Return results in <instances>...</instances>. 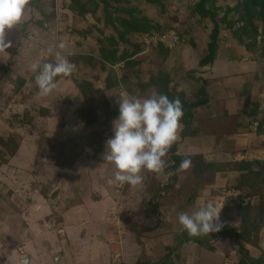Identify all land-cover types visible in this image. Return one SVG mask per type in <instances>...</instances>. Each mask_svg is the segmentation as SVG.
<instances>
[{
	"label": "rangeland",
	"instance_id": "obj_1",
	"mask_svg": "<svg viewBox=\"0 0 264 264\" xmlns=\"http://www.w3.org/2000/svg\"><path fill=\"white\" fill-rule=\"evenodd\" d=\"M200 1L30 0L25 19L8 33L13 44L9 55H0V264H81L87 254L97 253L90 235L82 238L86 227L95 230L94 240L108 251L100 249L111 264L154 263L164 257L167 246L176 244V236L164 237L175 235V228L183 231L179 215L192 214L209 202L222 208L223 227L202 236L207 247L196 245L200 255L188 257L186 252L183 263L200 264L202 258L216 264L215 256L201 257L206 249L211 255L219 250L226 264H240L244 247L253 261L264 264V226L253 228L264 196H250V187L240 189L237 171L243 161H264V135L257 134V123L248 115L253 103L260 104V111L264 108V35L261 28L256 45L248 47L254 43L251 38L242 45L238 35L222 31L214 64L201 68L213 25L198 16ZM240 1L211 0L208 7L234 19L232 10ZM161 40L173 47L158 45ZM61 41L76 71L58 76L56 89L40 96L30 66L35 61L54 63ZM110 55L125 60L111 63ZM216 70L231 77L210 79ZM199 79L209 83L203 87ZM202 87L213 104L226 98L238 103L239 112H230L236 124L221 121L216 130L204 129L217 134L218 144L209 152L233 149L207 159L225 168L204 180L192 162L188 170L177 171L180 163L172 160L171 148L164 174L144 171L143 186L135 189L110 183L116 169L103 153L113 135L115 119L109 113L119 116V97L127 93L143 99L167 88L173 97L192 102ZM180 149L179 154L185 153ZM11 151L15 156L10 157ZM160 188L167 192L155 201ZM103 195L107 204L98 203ZM160 206L165 207L163 213ZM78 210L76 218L86 227L71 238ZM140 213L146 220L135 218ZM104 214L103 221L90 218ZM103 227L109 229L108 238ZM221 232L233 236L221 237ZM34 238L39 240L34 243ZM137 248L141 254L131 263L135 257L130 254Z\"/></svg>",
	"mask_w": 264,
	"mask_h": 264
},
{
	"label": "clouds",
	"instance_id": "obj_2",
	"mask_svg": "<svg viewBox=\"0 0 264 264\" xmlns=\"http://www.w3.org/2000/svg\"><path fill=\"white\" fill-rule=\"evenodd\" d=\"M29 4L30 0H0V55H9L8 50L13 44L7 39L8 33L23 22ZM56 47L59 50L55 52L54 63L41 65L35 61L30 66L40 96L46 97L56 89L58 76L70 77L76 71V65L63 54L67 44L61 41ZM118 111V118L112 122L113 135L105 143L103 157L116 169L110 183L120 187L127 184L135 189L143 186L144 171L164 174L165 157L180 139L183 129V105L178 97L170 100L156 91L143 99L125 93L119 97ZM190 167L191 160L184 159L177 171H186ZM221 210L209 202L192 214L181 213L178 222L190 237L210 236L223 227Z\"/></svg>",
	"mask_w": 264,
	"mask_h": 264
},
{
	"label": "trees",
	"instance_id": "obj_3",
	"mask_svg": "<svg viewBox=\"0 0 264 264\" xmlns=\"http://www.w3.org/2000/svg\"><path fill=\"white\" fill-rule=\"evenodd\" d=\"M211 0H201L200 3L197 6V14L201 19L208 20L212 23L213 27L211 30V33L209 34L210 43L208 45V54L205 55L200 63L199 66L201 68L210 66L214 64L216 55L219 48V38L222 33V31H226L229 33V35H238L240 42H242V45H245V38H251L254 43L248 44V47H253V45H256L258 42L259 37V31L262 28V35H264V0H241L239 5H237L232 12L237 16L236 18L229 19L228 16L222 18L218 11L211 9L208 7V4ZM125 22V21H124ZM127 23V22H125ZM264 41H262L263 43ZM160 46H164L162 43H158ZM138 49L140 47H137ZM261 57H264V45L261 47ZM125 57H121L118 59L116 55H110L109 62L116 63L119 61H124ZM203 83V87L207 86L209 83L205 79H199ZM163 84V83H162ZM200 88L196 94L194 95V101H185L180 100L183 105V111L184 116L181 120V123L183 125V131L182 136L186 137L187 133H189L190 126L192 122L194 121V116L196 113V110L202 106H205L208 103V96L206 95L207 91ZM157 93L164 94L168 96L170 100H173L175 97H173L172 93H169L167 91V88L165 90H159ZM264 107V105H263ZM261 110V106L259 103H253V109L249 110L248 115L250 117L251 122L257 123L256 132L259 135H264V108L263 111ZM260 112L262 113L261 118L259 117ZM109 113V110H108ZM110 119H117L118 115L110 112ZM264 145V142H263ZM176 146L172 147V160L175 164L181 163L182 160L185 159V157H179L178 155H175L176 153ZM16 152L11 151L10 157L15 156ZM236 156V155H234ZM61 161L65 158L64 155H61ZM189 159V158H186ZM193 167L196 168L195 174H197L198 178H203V176L210 175L211 172L217 171L221 172L223 168H225L224 164H208L201 158H190ZM257 169V171L255 170ZM237 171L241 173L240 177V183L239 187L240 189H244L247 187H250L251 195L250 196H264V161H257V160H250V161H243L237 165ZM199 172V174L197 173ZM258 183V185H257ZM262 183V185H260ZM167 192L166 189L160 188L158 189L155 194L153 195V198L155 201H158V199L161 198L164 192ZM165 194V193H164ZM260 225L264 226V202H261L258 210V214L255 219V223L253 225V228H257ZM219 236L226 237L231 239L232 234L231 233H219ZM240 238L243 239V236H240ZM207 240L200 239V237H190L186 231H181L179 234V239L177 244L174 246H168L166 249V255L161 260H157L154 263H146V264H170V261L174 256H176V253L178 252V249H180L184 244H198L201 247H207L208 243L205 242ZM244 253V257L241 258L240 264H261L256 263V261H253V259L249 256L248 251L242 247L240 249ZM143 264V263H138ZM145 264V263H144Z\"/></svg>",
	"mask_w": 264,
	"mask_h": 264
},
{
	"label": "crops",
	"instance_id": "obj_4",
	"mask_svg": "<svg viewBox=\"0 0 264 264\" xmlns=\"http://www.w3.org/2000/svg\"><path fill=\"white\" fill-rule=\"evenodd\" d=\"M214 74L215 75L214 76H211L210 79H216V80H218V79H220V80L227 79L228 80V78L231 77L229 74L228 75L227 74L224 75V74H222L220 72H217V70L214 71ZM210 101H209V98H208V103L205 106H202V107H200V108H198L196 110V113H195V116H194V121L192 122V124L190 126L189 133H187V136L186 137H183L182 136V131L183 130L181 131V133H180L181 134L180 135L181 138L179 139V143H178V141L176 143L177 144V147L175 149L176 150L175 155H178L179 157H185V159L186 158H189L190 159V158H192L191 156H193L194 158H201V159H203L208 164H216L214 162L208 161L207 159H209V158L212 159L214 157H217L219 154H222L224 152L226 153L227 151L229 152L230 150H233V149H229V150L226 149V151L219 152L218 154L217 153H214V152H209V151H213L214 150V148H212V146L218 144V143H216L217 142L216 141L217 140L216 139L217 134L214 131H213L214 133L213 132L204 131V129L208 128V129L216 130L219 127V123L222 124L223 121H226V122L228 121L231 124H233V123L236 124L235 120L233 119L234 116H232V114L233 113L237 114L239 112V108L237 107L238 106V103H237L236 100H234L232 98H230V99L229 98H226L225 102H222V104H220V102H216V103L213 104V101H211V102ZM202 113H205V115L202 114ZM227 114H228V117H230V118H227ZM201 115H202V119L203 120L202 119L201 120H198L197 117H200ZM179 147H181L180 150H185V153L179 154L178 153ZM182 147H183V149H182ZM207 154H211V155L206 156ZM238 156H240V154ZM171 157H173L172 156V152H171ZM213 173H218V172L217 171H213L210 174H213ZM106 200L107 199H106L105 195H103V196L100 197L98 203L105 202L107 204V201ZM109 207H110V204L108 205V208ZM163 208H165V207L160 206V212H162V213H163ZM110 209H111V207H110ZM81 211L82 210H78L77 211L78 213L76 211H75V214L73 213L74 214L73 215L74 216L73 217L74 220L77 219L76 221H78V222H75L74 225H73L75 227L73 228V231H71L72 234H73V235H70L71 238L73 236H75V234L77 232L80 233V231H79V228L80 227L81 228L82 227H86V226H83L84 224H80V221L84 222L83 219L76 218L77 215H79V213ZM82 212H88V209H84V211H82ZM140 214H141V217H135V218L137 220H139V222L141 220H146V218L143 216V214L142 213H140ZM85 218H87V217H85ZM90 218H92V219H94L96 221H103V219H105L106 217H105V214H104L100 218H97V217H95V218L94 217H90ZM104 225H106V226L109 227V225H107L105 223V221H104ZM103 228H104V232L103 233L105 234L104 236H106V238H108L109 237V233H108L109 229L107 231V228H105V227H103ZM179 232L180 231H178L175 228V229H173L171 231V233H173L175 235H168V236H165L164 238H172L173 236H176L174 238H176L175 239V242L177 244L178 239H179V234H180ZM80 234H82V233H80ZM126 234H127V236H133L134 233L133 232H128ZM86 235H88V236L90 235L89 237H91L90 240H91V243H92L90 246H92V248H95V250H96L97 253H96V255L94 257H91V254H87L86 261H84V259L83 260H80L81 264H96V263L97 264H111L108 255H104L103 256L102 253H101V251H100V249L101 248L104 249L105 254H107L108 251H106V249L103 248L102 243H99V241L96 243L95 240H94V238L96 237L95 236V230L92 227H90V228H87L86 227V231H85V233H83L82 238L85 239L86 238ZM201 237H200V239H202ZM99 238H100V236H99ZM34 239H36V238H34ZM38 240H39V238L36 239L34 241V243L37 242ZM96 240H99V239L97 238ZM34 243H31V244L33 245ZM196 245L201 248V246L198 245V244H192V243L184 244L180 249H178V252H177L178 254H176V256H174L172 258V260L170 261V264H181V263L184 264L183 263V258H184V254H186V252H187V255L186 256H188V257H191V256L192 257H196V256L200 255V251L197 250L198 248L196 247ZM57 246H58V248L60 247V245H57ZM44 247H45V249H49V251H50V249H53L54 250L52 244H51V246H49L48 244L45 243L44 244ZM185 249H187L189 251H187ZM203 251H207V253L209 255L202 254ZM203 251L201 252V257L205 258V257H208V256H215L214 257V260H216V262H217L216 264H226V261H224V257H221L223 255H222V253L219 250H217V253L216 254H213L212 253V255L206 249H203ZM130 252H131V249H128V252L127 253L125 252L126 257H128V255L130 254ZM148 252L149 253H153V252H150V251H148ZM133 253H134V256H133ZM133 253H131L130 256L135 257V258L131 261V263H133V262L135 263L136 261H138V256L141 254L140 251H138V248H137V250L134 249L133 250ZM82 255H80V252H78V254H77V256H82ZM121 255H124V252ZM165 255H164V257H165ZM164 257H160V258L162 259ZM161 259H158V260H161ZM200 264H206L205 262L202 261V258H201Z\"/></svg>",
	"mask_w": 264,
	"mask_h": 264
},
{
	"label": "built area",
	"instance_id": "obj_5",
	"mask_svg": "<svg viewBox=\"0 0 264 264\" xmlns=\"http://www.w3.org/2000/svg\"><path fill=\"white\" fill-rule=\"evenodd\" d=\"M177 39H178V37L177 36H175V41L174 42H176L177 41ZM156 43H162L164 46H166V47H173V44L171 45H169V46H167L168 44L165 42V41H163V40H161L160 42L159 41H156Z\"/></svg>",
	"mask_w": 264,
	"mask_h": 264
},
{
	"label": "water",
	"instance_id": "obj_6",
	"mask_svg": "<svg viewBox=\"0 0 264 264\" xmlns=\"http://www.w3.org/2000/svg\"><path fill=\"white\" fill-rule=\"evenodd\" d=\"M26 262L28 263V260Z\"/></svg>",
	"mask_w": 264,
	"mask_h": 264
}]
</instances>
